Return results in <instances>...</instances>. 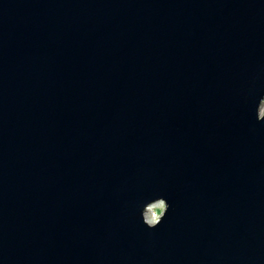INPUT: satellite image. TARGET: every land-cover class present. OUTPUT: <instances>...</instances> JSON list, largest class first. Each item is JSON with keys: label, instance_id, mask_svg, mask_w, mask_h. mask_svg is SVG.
Here are the masks:
<instances>
[{"label": "water", "instance_id": "95a60500", "mask_svg": "<svg viewBox=\"0 0 264 264\" xmlns=\"http://www.w3.org/2000/svg\"><path fill=\"white\" fill-rule=\"evenodd\" d=\"M263 104L264 0H0V264H264Z\"/></svg>", "mask_w": 264, "mask_h": 264}, {"label": "clouds", "instance_id": "9594fccd", "mask_svg": "<svg viewBox=\"0 0 264 264\" xmlns=\"http://www.w3.org/2000/svg\"><path fill=\"white\" fill-rule=\"evenodd\" d=\"M164 208H165V206L163 204L157 205V207H156V209L154 211V214H153L151 220L149 221V223L151 225L154 226V225L157 224L160 215L164 212Z\"/></svg>", "mask_w": 264, "mask_h": 264}, {"label": "rangeland", "instance_id": "374dc122", "mask_svg": "<svg viewBox=\"0 0 264 264\" xmlns=\"http://www.w3.org/2000/svg\"><path fill=\"white\" fill-rule=\"evenodd\" d=\"M264 109V104L262 105V107L260 108V110ZM160 203H155L149 206L148 211H146L145 217L146 220L149 222L154 214V211L157 207V205H159Z\"/></svg>", "mask_w": 264, "mask_h": 264}, {"label": "bare ground", "instance_id": "6f19581e", "mask_svg": "<svg viewBox=\"0 0 264 264\" xmlns=\"http://www.w3.org/2000/svg\"><path fill=\"white\" fill-rule=\"evenodd\" d=\"M148 208H149V207L146 208V210H145V214H146V211H148ZM145 214H144V215H145ZM144 219L146 220V217H145V216H144ZM146 221H147V220H146ZM147 222H148V221H147Z\"/></svg>", "mask_w": 264, "mask_h": 264}]
</instances>
